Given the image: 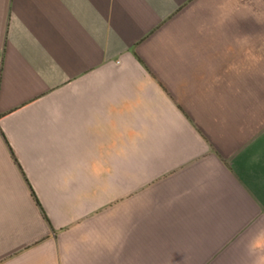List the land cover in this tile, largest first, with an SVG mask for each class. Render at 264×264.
I'll return each instance as SVG.
<instances>
[{
    "label": "crops",
    "instance_id": "obj_1",
    "mask_svg": "<svg viewBox=\"0 0 264 264\" xmlns=\"http://www.w3.org/2000/svg\"><path fill=\"white\" fill-rule=\"evenodd\" d=\"M0 264H264V0H0Z\"/></svg>",
    "mask_w": 264,
    "mask_h": 264
}]
</instances>
